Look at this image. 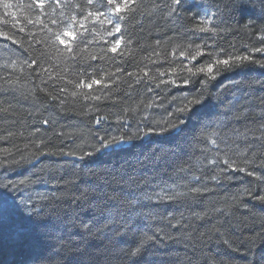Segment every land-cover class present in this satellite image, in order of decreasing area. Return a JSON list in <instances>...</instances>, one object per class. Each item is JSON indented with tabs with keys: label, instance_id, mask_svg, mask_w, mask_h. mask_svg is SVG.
I'll return each mask as SVG.
<instances>
[{
	"label": "snow or ice",
	"instance_id": "obj_1",
	"mask_svg": "<svg viewBox=\"0 0 264 264\" xmlns=\"http://www.w3.org/2000/svg\"><path fill=\"white\" fill-rule=\"evenodd\" d=\"M182 2L168 0L161 4L153 0V11L166 9L165 17L175 24L179 19ZM258 4V19L261 20L258 28L256 21L251 19L256 8L255 0H229L222 8L216 5L215 11L205 9L192 27L183 28L191 36L204 34L197 37L200 43H189L184 48L177 45L167 54L153 51L144 58L148 63L143 66L136 64L132 71H128L124 65L133 55V41L128 28L136 26L133 20L141 24L137 17L145 14L143 0H28L26 4L15 5L27 13L24 20L12 11L14 5L11 0H0V7L5 10L4 16L0 17V24L8 29L0 28V39L8 42L3 45V49L8 50L10 43L29 53L26 59L8 58L0 64V68L10 70L8 76L3 78L4 83L17 91L23 85L20 77L12 79V74H23L25 69L31 70L28 76L34 75L40 82L30 93L34 100H39L36 95L38 90L47 98V102L56 104L61 111H67L69 105L80 104L84 114H95L91 120L94 126L90 133L91 142L74 144V148L65 150L64 147H49V142L44 139L32 140L29 141L32 145L30 154L16 145L0 149L5 157L2 163L19 166L39 160L40 157L56 155L80 160L97 155L117 156L130 153L137 147L134 141H143L150 135L165 137L166 142L177 141L171 145L174 155L187 154L188 150L203 145L199 148L202 160L196 169L186 161L187 167L181 165L174 168L171 174L166 173V179L160 178L158 183L155 177L151 182L141 178L143 184L132 180L135 187L127 186V196L122 195L125 192V177L121 176L117 188L108 191V177L98 176L91 170L83 174L73 170L61 177L57 181L62 182L60 194H53L52 197L34 191L32 186L41 182L39 177L24 175L15 182H0V264H27L29 253L45 244L49 238L47 221L40 218L42 212L37 207L38 203L43 207L44 201H59L61 206L67 204L69 207L81 202L87 203L89 207L101 206L100 215L104 220L96 224V231H111L118 241L131 231L126 220H117L122 209L150 222L149 230L140 233L134 246L127 251L129 258L142 256L150 245L175 239L172 230L189 241L211 240L215 236L222 239L225 245L232 246L230 240L225 238V222L217 220L204 232H197L195 222L210 220L214 215H230L233 206L247 208L241 199L244 195H253L251 188L245 187L242 193L230 198L231 203L223 206H216V202L208 200L201 211H193L189 216L178 209L204 203L209 194L215 191V188L209 186L210 183L219 185L222 176L226 180L234 179L228 173H244L264 183V171H258L264 170V100L259 105L241 104L237 97L228 100L224 96V89L229 85H224L215 100L219 104L227 101V110L224 113H211L204 119L200 117L205 109L214 106L211 103L214 98L209 91L213 81L225 72L248 64H256L264 69V0H258ZM151 14L148 13L149 16ZM236 16L239 21L237 28L233 29L230 21ZM29 25L37 31L29 28ZM233 31L252 33L259 41V46L244 43L241 45L244 51L241 52L234 43H230L228 48L218 44L219 40H224ZM17 33L24 35L18 36ZM160 43L156 41L158 46ZM33 51L37 54L32 55ZM256 54H259V58ZM204 56L208 57L204 63L193 64ZM94 62H103L111 67L106 68ZM165 64L168 67H164ZM197 77H202L199 88L181 97L174 111H167L166 117L162 119L152 117V110L161 107L157 102L160 97L155 94L156 89L168 85L188 86L194 84ZM120 83L127 85L124 96L129 98L133 91L139 93L137 86H141L144 94L153 95L146 103L142 99L135 107L123 108L121 113H112L110 116L104 113L103 106L116 105L121 99L115 95L119 92ZM8 90L0 86V92ZM12 107L11 104L0 107V113L11 115ZM137 113H140L138 117ZM112 116V122L117 125L116 134L108 132L105 127ZM193 120L199 121L198 126L193 125ZM40 123L49 125L50 120L42 119ZM237 123L240 127L236 126ZM40 131L41 128L36 127L30 135L35 136ZM185 133L190 134V139L185 137L181 141ZM14 135L16 133L7 131L5 136H0V140H7ZM64 135L63 132L57 133L58 137ZM29 144H25L24 148L28 149ZM13 148L20 154L18 159ZM152 158L160 159L156 152H153ZM48 171L51 173L52 170ZM128 179L131 180V177ZM254 198L264 203V195ZM150 205L151 210L143 211ZM169 206H175V210L168 211ZM80 227L91 232V227L86 223ZM258 235L264 238V225ZM253 242L250 238V244ZM9 254L13 259H7ZM189 264H193V261L189 260ZM247 264H255V260L250 259Z\"/></svg>",
	"mask_w": 264,
	"mask_h": 264
},
{
	"label": "trees",
	"instance_id": "obj_2",
	"mask_svg": "<svg viewBox=\"0 0 264 264\" xmlns=\"http://www.w3.org/2000/svg\"><path fill=\"white\" fill-rule=\"evenodd\" d=\"M11 2L14 5L12 11L16 12L21 20H24L27 13L16 8L15 5L17 3L26 4L28 0H11ZM155 2L163 4L167 3L168 0H155ZM228 2L229 0H183L179 8V19L173 24L164 15L166 9L161 8L153 11V0H143L145 14L137 17L141 24H136V21L133 20L132 23L136 26L128 28L133 41L131 45L133 55L129 57V62L124 67L128 71H132L136 64L143 66L148 63L144 58L153 51L167 54L177 45L184 48L189 43H200L201 41L197 37L204 34L197 33L196 36H191L190 33L186 34L183 28L192 27L196 22V18L204 14L205 9L215 11L216 5L222 8ZM255 3L256 8L254 14L251 15V19L256 21L258 28L261 24V20L258 19V0H255ZM4 11L0 7V17L4 16ZM149 12L152 13L151 16L148 15ZM237 21H239L238 16L230 21L233 29L237 28ZM243 22L245 21H240V23ZM28 27L33 31H37L31 25ZM0 28H5V26L0 24ZM5 30L8 29L5 28ZM17 35L24 34L17 33ZM40 35H43V33H40ZM157 40L161 42L159 46L156 44ZM5 43L8 42L0 39V64L8 58L16 59L19 57L21 60L28 58V52L10 43L9 49L4 50L3 45ZM230 43L236 44L238 51L241 52L244 51L241 47L244 43L259 46V41L256 40L255 35L243 31H233L224 40L218 41V44L225 48H228ZM36 47L40 48L39 45ZM36 54L35 51L32 52V55ZM256 55L259 58V54ZM168 59L171 60V57L169 56ZM207 59V56L200 57L193 64L204 63ZM94 63H100L101 66L106 68L111 67V65L103 62ZM149 66L159 67L160 65ZM163 66L168 67L167 64ZM30 71L25 69L23 74L20 72L12 74L11 78L15 79L16 76H19L20 83L23 85L17 91H13L4 83L3 79L8 76L10 70L0 68V86L9 88L6 92H0V101L3 102L0 103V107H7L8 104L13 106L10 109L11 115L0 113V136H5L7 131L16 133L7 140H0V149L12 148V145H16L25 153L30 154L32 145L29 144V141L32 140L44 139L49 142V147L53 149L64 147L65 150L74 148V144L91 142L90 133L94 130L91 120L95 114H84V108L80 104L69 105L67 111H61L56 104L47 102V98L38 90L36 95L39 96V100H34L30 93L32 88L40 82L34 75L32 77L28 76ZM180 75H186V73ZM201 78L197 77L196 82L188 86L175 87L168 85L156 89L155 94L160 97L157 102L161 107L152 110V117L162 119L166 117L167 111H174L181 97L199 88ZM224 85H229L227 89H224V96L228 100L237 97L240 99L241 104L259 105L264 100V69L256 64H248L245 67L225 72L216 81H213L209 91L214 98L211 101L214 106L200 113L201 119H204L206 115H211V113H224L227 110V101L224 104H219L215 100V96ZM137 89L139 93L133 91L131 98H129L124 96L127 85L120 83L119 92L115 95L121 99L116 105L103 106L104 113L110 116L112 113L119 114L123 108L135 107L142 99L146 103L153 95L152 93L144 94L141 86H137ZM173 97L177 99L173 100ZM139 115L140 113H137V117ZM42 119L50 120V124L42 125L40 123ZM112 120H114V116L105 127L108 132L116 134L117 125ZM192 123L198 126L199 121L193 120ZM236 126L240 127V124L237 123ZM36 127H40L41 131L35 136L30 135ZM61 132L65 135L58 137L57 133ZM185 137L190 139V134H183L180 140L184 141ZM176 142H166L165 137L150 135L144 138L143 141H134L133 143L137 147H134L130 153H121L117 156L97 155L85 157L83 160L59 155L44 156L40 157L39 160L22 163L19 166L2 163L5 157L3 153H0V182L7 183L9 180L15 182L24 175L39 177L41 182L32 186L34 191L52 197L53 194H60L59 190L62 187V182L57 183V181L61 177H65L73 170L81 174L91 170L92 173L98 176L108 177L110 184V187L106 188L108 191L111 188H117V182H120L121 176L125 177L123 181L125 192L122 195L127 196L129 195L127 186L132 185V180L141 181V184H143L141 178H146L148 182H151L155 177L158 183L160 178H167L166 173L171 174L174 168L181 165L187 167L188 164H191L193 169L198 167V162L202 160L199 148H202L203 145L195 150H188L187 154L174 155L171 145ZM240 143L243 145L242 141ZM25 144H29L28 149L24 148ZM124 147L128 146L125 145ZM185 147H187L186 143ZM153 152H156L160 159L154 160L152 158ZM13 153L18 159L20 154L14 148ZM8 159H11V157ZM186 161L188 164L185 163ZM48 169L52 170L51 173ZM196 174H199V172H196ZM228 175H232L234 179L226 180L222 176L219 185L209 184L210 187L215 188V191L209 194L204 203L194 204L191 208L180 207L178 211H183L185 216H189L193 211H201L208 200L216 202V206H223L231 203L230 198L235 194L242 193L245 187L251 188L253 195L251 197L244 195L241 199V203H246L247 208L233 206L230 215H214L210 220L195 222L197 232L207 231L211 223H215L217 220L225 222L224 228L227 230L225 238L230 240L231 247L225 245L222 239H217L215 236L211 240L205 239L193 242L172 230L175 239L150 245L142 256L129 258L126 255L127 251L134 246L140 233L149 230L150 222L135 214H129L126 209H122V214L117 217V220L119 222L126 220L131 231L118 241L111 231H96V224L104 220V217L100 215L101 206L89 207L87 203L81 202L69 207L67 204L61 206L59 201H53L52 203L44 201L42 202L43 207L40 203L37 204V207L42 212L40 218L47 221L46 231L49 238L43 246L35 248L29 253L27 264H189V260L193 261V264H247L250 259H254L255 264H262L264 262V238L258 234L261 233L262 225H264V203L254 197L264 195V183L256 181L244 173H228ZM128 177H131V180ZM132 187H135V185H132ZM147 190L151 191V189ZM65 209L67 214H65ZM149 210H151V205L149 208L143 209L145 212ZM173 210H175V206L168 207V211ZM85 223L91 227L90 233L80 227ZM151 226L154 227V224ZM250 238L254 241L251 244ZM75 249H79V251H74ZM16 258L23 259V257ZM7 259L11 260L13 257L9 254Z\"/></svg>",
	"mask_w": 264,
	"mask_h": 264
},
{
	"label": "water",
	"instance_id": "obj_3",
	"mask_svg": "<svg viewBox=\"0 0 264 264\" xmlns=\"http://www.w3.org/2000/svg\"><path fill=\"white\" fill-rule=\"evenodd\" d=\"M73 158H76V157H73Z\"/></svg>",
	"mask_w": 264,
	"mask_h": 264
}]
</instances>
